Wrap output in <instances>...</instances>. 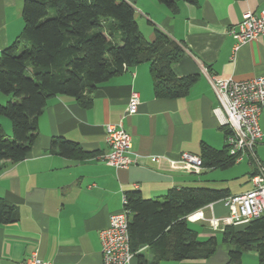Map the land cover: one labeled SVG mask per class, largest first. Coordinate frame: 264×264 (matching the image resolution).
<instances>
[{
  "label": "crops",
  "instance_id": "1",
  "mask_svg": "<svg viewBox=\"0 0 264 264\" xmlns=\"http://www.w3.org/2000/svg\"><path fill=\"white\" fill-rule=\"evenodd\" d=\"M126 1L143 18L141 33L148 41L159 30L183 49L184 57L173 65L174 75L198 80L185 98L160 99L150 64L143 63L98 86L86 107L71 97L51 98L25 159L6 162L0 169V197L19 213L17 223L0 224V264H24L33 255L52 264H103L101 232L110 217L123 210L126 193L139 191L145 199H157L173 188L203 187L241 195L253 188V175L264 169V137L254 155L245 153L226 170L202 167L197 172L181 161L183 153L200 156L204 145L215 150L227 145L214 115L219 101L209 77H264V35L237 51L231 35L245 13L259 15L264 10V0L179 2L175 13L156 0ZM22 9L23 0H0V54L23 32ZM133 93L139 95V104L130 116L126 107ZM121 121L137 156L126 170L101 160L110 151L106 126ZM260 126L264 133V105ZM56 138L78 143L83 154L67 158L52 152ZM194 214L204 220L192 217L189 226L201 241L217 237L215 254L208 260L161 264H228L230 246L222 242V231L208 224L211 217L228 215L225 199ZM142 253L151 261L148 249ZM128 264H138L137 257Z\"/></svg>",
  "mask_w": 264,
  "mask_h": 264
},
{
  "label": "trees",
  "instance_id": "2",
  "mask_svg": "<svg viewBox=\"0 0 264 264\" xmlns=\"http://www.w3.org/2000/svg\"><path fill=\"white\" fill-rule=\"evenodd\" d=\"M156 1L172 13L179 2L197 4ZM22 16V34L0 54V94L8 98L5 105L0 102V116L11 123L10 135L0 124V169L6 162L25 159L37 138L39 118L53 97H71L86 107L98 86L143 63L150 64L160 99L185 98L198 80L174 75L173 65L184 57L183 49L159 30L148 41L140 32L135 8L126 0H23ZM221 129L227 137L229 131ZM51 151L67 158L83 154L78 143L64 138L53 139ZM199 157L208 170H226L237 162L228 145L223 150L204 145ZM125 195L130 247L138 264L208 260L215 254L217 237L201 241L187 217L227 199L228 190L173 188L157 199H145L139 191ZM18 221L16 208L0 197V224ZM221 238L230 246L228 264H242L248 252H255L264 264V216L225 227ZM145 248L151 261L142 253Z\"/></svg>",
  "mask_w": 264,
  "mask_h": 264
},
{
  "label": "built area",
  "instance_id": "3",
  "mask_svg": "<svg viewBox=\"0 0 264 264\" xmlns=\"http://www.w3.org/2000/svg\"><path fill=\"white\" fill-rule=\"evenodd\" d=\"M236 40L235 51L241 45L264 35V10L259 15L245 13L237 29L231 31ZM209 81L219 101L214 110L221 128L229 131L226 137L229 154L240 160L245 153L254 155V148L263 139L260 114L264 105V77L258 76L245 81L232 78L209 77ZM139 104V95L133 93L126 107L127 115H134ZM106 142L110 151L102 161L116 169H129L136 163L137 156L132 153V139L123 122L106 126ZM182 163L189 169L200 171L202 159L191 153H183ZM253 188L244 194L225 199L228 215L223 218L211 217L209 227L213 231H223L227 226H241L264 216V169L252 177ZM123 210L110 217L109 226L101 232L103 264H128L134 257L130 247L129 211L127 198L123 196ZM204 220L200 215L187 217ZM24 264H52L33 255Z\"/></svg>",
  "mask_w": 264,
  "mask_h": 264
},
{
  "label": "rangeland",
  "instance_id": "4",
  "mask_svg": "<svg viewBox=\"0 0 264 264\" xmlns=\"http://www.w3.org/2000/svg\"><path fill=\"white\" fill-rule=\"evenodd\" d=\"M140 11V9H139ZM136 21H137V24L138 26L140 27V32H144V21H143V18L137 14L136 16ZM1 95V99H0V102L1 104L5 105L7 103V100L8 98L3 95V94H0ZM0 124L3 128V130L8 133V135L11 134V123H10V120L6 117H3V116H0ZM255 256H256V253L255 252H248L246 253L243 258H242V264H259L258 262V258L256 256V259H255ZM256 261V262H255Z\"/></svg>",
  "mask_w": 264,
  "mask_h": 264
}]
</instances>
